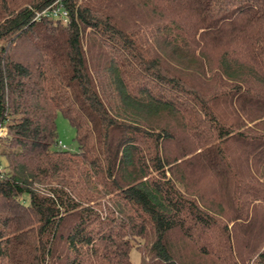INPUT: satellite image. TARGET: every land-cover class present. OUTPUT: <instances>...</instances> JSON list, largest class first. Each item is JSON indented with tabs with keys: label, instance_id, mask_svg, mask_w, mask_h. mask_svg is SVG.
<instances>
[{
	"label": "trees",
	"instance_id": "trees-1",
	"mask_svg": "<svg viewBox=\"0 0 264 264\" xmlns=\"http://www.w3.org/2000/svg\"><path fill=\"white\" fill-rule=\"evenodd\" d=\"M0 125V264H264V0H0Z\"/></svg>",
	"mask_w": 264,
	"mask_h": 264
},
{
	"label": "rangeland",
	"instance_id": "rangeland-1",
	"mask_svg": "<svg viewBox=\"0 0 264 264\" xmlns=\"http://www.w3.org/2000/svg\"><path fill=\"white\" fill-rule=\"evenodd\" d=\"M56 127L58 141H60V143L65 146L63 149H68L72 152L78 151V144L77 141L74 139V129L69 124L68 120L64 118L63 115L60 113H58L56 116ZM132 259L133 264H138V254L136 252H132Z\"/></svg>",
	"mask_w": 264,
	"mask_h": 264
},
{
	"label": "built area",
	"instance_id": "built-area-1",
	"mask_svg": "<svg viewBox=\"0 0 264 264\" xmlns=\"http://www.w3.org/2000/svg\"><path fill=\"white\" fill-rule=\"evenodd\" d=\"M43 14L50 15L54 18H60V19L61 18L65 19L67 15L66 11L62 8L61 4H59V6L52 8L50 11H47V12L44 11ZM5 132H6L5 128L0 125V136L4 135ZM58 144L62 148L65 147L64 145L60 143V141ZM0 174H1V166H0Z\"/></svg>",
	"mask_w": 264,
	"mask_h": 264
}]
</instances>
